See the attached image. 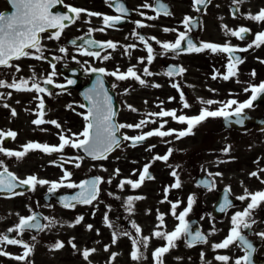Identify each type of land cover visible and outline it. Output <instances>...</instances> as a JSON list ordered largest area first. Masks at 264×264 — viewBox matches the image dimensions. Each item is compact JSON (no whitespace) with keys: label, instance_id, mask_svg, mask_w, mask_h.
Wrapping results in <instances>:
<instances>
[{"label":"flooded vegetation","instance_id":"obj_1","mask_svg":"<svg viewBox=\"0 0 264 264\" xmlns=\"http://www.w3.org/2000/svg\"><path fill=\"white\" fill-rule=\"evenodd\" d=\"M2 2L3 0H0V7ZM119 2L123 3L128 9V15L123 17L122 23L113 27H105L104 31L101 32L95 31V29L104 27L102 17H89L86 12L91 11L113 16L120 15L115 10L114 5L109 7L106 0H62L64 8L65 6H71L86 10L81 13L80 18L74 24L63 30L59 40L50 39L48 44L50 48L48 50L57 52L56 47L61 45L66 51L64 53L60 52L57 56L52 52L44 56L47 58L50 55L58 58L53 61L56 64V69L60 72L54 77V84L67 86V80L71 77L75 83L69 86H77L75 89H60L53 85H48L52 94L43 93L44 104H47V112L44 119L56 120L63 128L57 129L47 123L40 125V131H48L45 126L49 129L48 134L34 131L32 128H21L16 115H12V110L17 109L13 107L16 103L18 104V100H13V94L18 91L9 88L11 95L7 93L8 95L5 98L0 95V131L6 133L11 130L16 132L17 136L15 139L5 138L0 146L11 151H22L23 146L29 142L58 146L61 132L69 139H72L73 134L78 135L79 131L83 129L85 122L82 115H77L76 113L86 114L87 110L86 106L85 108L78 107L80 104L85 105L80 91L92 81L95 84L98 77L103 80L104 88L107 90L108 95L113 93L118 102V123L136 124L142 119L149 121L141 129L125 128L120 130L121 135L128 136H136L157 129L164 121H167V123L161 129L162 131L169 129L176 131L186 130V124H179L172 120L171 117L160 118L149 116L148 114L157 113L163 108L164 110L175 109L178 116L187 115L191 117L198 115L200 109L206 106L200 103L201 100L217 101L218 103L207 106L209 110H217L231 99L237 100L238 103L245 102L251 97V91H245V89L259 86L264 81V63L261 62L264 61V45L259 48L253 47L245 52L235 53L242 58L243 62L238 65L237 75L228 81H224L219 77L216 80L211 78L214 70L221 74L226 73L228 54L212 53L210 50L201 52L181 50L178 53H164L161 47V44L166 42L174 43L177 33L185 31L182 20L187 15L193 17L194 20L188 35L197 45L201 43H216L218 45L228 43L236 48H246L249 43H252L256 33L264 31V22L246 18L249 14H257L260 9H264V0L242 1L238 4H233L232 0H211L207 7L200 12L193 10L191 0H159V3L167 6L171 15L165 16L161 14L154 20L146 18L147 16L156 15L152 8H143L141 5L148 3L155 8L157 7L156 0H119ZM233 7L236 8L233 9ZM237 9L238 11H236ZM2 10L0 9V13ZM137 21L146 26L137 28ZM221 25H226L231 30L246 27L250 29V34L241 40L231 35H226ZM90 28L94 29V31L89 36L88 30ZM164 28L176 29L177 31L165 32ZM134 32L143 35L153 48L154 59L151 64L146 59L147 50L145 45L138 40L137 36L133 35ZM49 34L44 33L43 37L46 38ZM80 37L99 42L112 41L117 44V48L115 50L90 49L100 51L101 57L110 55L111 58L108 60L82 55L83 49L75 45L72 46L74 51L70 54V46L68 44H72L70 43L72 40H76L77 44H81ZM153 37L155 39H151ZM156 41H160V43L158 44ZM129 45H135V47L130 48L128 54H125L124 48ZM186 47V43L182 44V48ZM141 57L145 58L144 63L138 62ZM46 60L49 62L48 59ZM171 66L183 67L186 71L182 75L169 77L165 73ZM129 67H134L137 74L146 81V85L142 86L138 81L131 78L118 81L113 76L91 72L92 68H104L106 72H112L119 68L121 72H126ZM145 67L153 75H144L143 69ZM8 68H0V80L11 83L12 80H8V76L12 71L8 70ZM253 71L255 76L252 75ZM15 78L19 79L21 77ZM172 83L180 85L185 101L191 107L188 109L182 108L180 94L171 87ZM153 84H159L160 87H152L151 85ZM41 86L44 87L42 81ZM2 93L0 88V94ZM62 94L68 95L69 99L63 100L65 101L63 107H60L55 112L54 107L57 101L53 99L57 95ZM169 97H175V100L170 102ZM35 101L34 109L36 107ZM69 104L73 105L75 111L66 107ZM4 105H8V107H4ZM129 105L135 108L136 111H131L128 107ZM234 109L235 106H232L229 111H234ZM245 113L247 119L242 125L225 121L223 117L208 118L193 129L194 135L180 139H177L175 135L170 137L153 136L147 138L136 147H132L129 144L130 141H123L113 153L127 147L137 154L136 157L141 160L140 164H132L134 165L132 168L129 166L130 163H125L126 165L121 163L123 174H128L127 172L131 169L136 170L139 168L142 170L145 164H150L149 171L154 179H146L145 181H155L156 187L154 189L160 190L161 193L159 194L158 190L156 193L155 191L152 193V195L156 194V198L152 200L154 201L152 210L149 211L147 208L146 213L143 212V215L138 219V223L134 222L141 229L139 237L135 233L130 215L127 214L129 212L128 209L111 215L107 214L112 227L100 228L102 227L101 221L105 224L103 221L105 215L103 210H107L111 203H117L119 206L126 205L128 200V197L115 192L122 191L124 193L125 188L114 186L115 183H118L114 180V176L112 185H109L107 183L109 178L107 177L110 171H103L104 175L98 176L102 179V183L99 184L98 199L92 204V211L95 214L93 224H91L93 230L90 231V242L95 246H102L101 248L106 245L113 248L115 244L111 242L112 234L116 232L118 234L116 243L128 236L127 244L132 247V239H140L147 236L149 237L148 247L138 246L141 247L142 258L145 262L147 264H155L152 253L156 248L165 246L166 241L153 237V231L171 232L179 223L171 215V204L169 202L166 205L161 203L164 196V187L162 188L161 184H164L169 179L171 180L170 183L173 184L175 178L170 173L175 170L181 181V187L179 189H170L168 201L180 202L177 208V214H179L187 207V198L190 195L193 196L195 203L186 219L188 221L193 220V222L199 224L201 230L209 235V239L207 243L196 244L193 247H187L183 238L177 240L176 247L163 256V264H222V262L215 260L216 255H227L230 258L228 264H235L237 259H243L247 255L248 250H250L251 255L248 263L264 264V236L260 235L264 233V202L254 210L252 220L255 223H252V227L241 230V234L252 246L250 249L244 248L239 241L227 249L213 250L211 247L212 244L221 242L226 238L232 227L231 217L238 211H244L247 203L250 202V200L240 201L237 199V197L244 195V189L246 188L252 193L264 191V184H261L256 177L249 176V173L264 168V101H255L253 107L246 109ZM255 119H262V121L259 123ZM247 120L250 123H247ZM151 121H155V123ZM152 145L155 147L151 151H147L146 149ZM228 146H230V151L225 154L223 150ZM169 149H172V153L166 162L152 159L157 155L164 156ZM35 152L41 151H29L20 160L0 153V161L18 179H25L29 175H35L37 178L42 176L43 180L58 182L66 170L72 174L71 182H73V169L76 161L63 164V168L52 163L55 161L56 164H60L64 160L75 156L72 147L66 146L63 152L52 153L51 156L53 158L51 161L47 163L37 161L38 165L32 167L33 158L38 156ZM113 153L108 155L107 159L93 161L96 164H103V168L107 167L108 170L112 171L115 168ZM170 163H172V169L171 172H168L169 170L166 167ZM45 164H47V168L43 167ZM124 169H126V172ZM0 170L3 169L0 168ZM208 173H221L222 175L209 177ZM260 178L264 179V172H260ZM204 179H214L215 184L211 191L205 187L197 186L198 182ZM49 187L50 185H37L34 191L25 187L18 191L23 192V195L0 194V200L12 201V207L0 208V234H7L11 238L22 239L33 246V251L26 260L17 261L11 257L21 255L24 249L19 245L0 244V250L10 254L0 256V264H66L70 258L74 257V250L66 246V234L79 232L82 228V222L75 227H68V225L73 223L76 217L83 216V205H77L75 208H64L58 196L62 193L72 192L74 189L59 187L54 194H49ZM225 189H230L228 198L231 201V206L221 212L216 208V204L219 201V205L223 202ZM106 190H110L111 193L106 192ZM104 195H107L108 198H104ZM98 201H101V204L97 207ZM163 206H166V208L163 209ZM114 208L118 207L115 206ZM33 213L37 214L41 224L46 225L49 223L43 217L54 219L56 223L44 231H26L22 236L7 232V229L14 227L19 222L20 216L27 217ZM158 214H163L164 216L163 229H157L159 224L157 220ZM193 226L195 227L194 224ZM96 230H99V235H97ZM124 233H127V235ZM33 236L36 237L35 240L32 239ZM78 236L79 240L83 241L84 236L81 234ZM92 237L94 240L91 239ZM57 241L65 244L64 250H51V246ZM75 241L77 242L78 240L75 239ZM118 247L124 250L126 243H119ZM71 253L73 257L70 255ZM201 253L204 254L203 259L201 258ZM97 255L103 261L104 254ZM109 259L110 257L108 256L104 260Z\"/></svg>","mask_w":264,"mask_h":264},{"label":"snow or ice","instance_id":"obj_2","mask_svg":"<svg viewBox=\"0 0 264 264\" xmlns=\"http://www.w3.org/2000/svg\"><path fill=\"white\" fill-rule=\"evenodd\" d=\"M210 0H191V6L194 11L200 12L203 8L207 7V4ZM242 0H232L233 4L241 3ZM9 3L14 9L11 13H0V66L4 67H14L16 72L20 71L18 66H13L10 64L11 61L19 60L21 57H29L36 60L47 59L43 56V50L41 48V33L48 32L49 30H53L49 34V39L59 40L61 37V33L71 24H74L76 20H78L81 16L82 12L86 10L78 8L65 6L66 10L64 13H53L52 9L57 3H62V0H9ZM106 3L109 7L115 6V10L120 13V15H105L101 13L87 11L86 14L89 17H102L104 27L99 29H95V31H104L105 27H113L119 23L123 22V17L128 15V9L125 5L119 0H106ZM157 7L153 8L152 5L145 3L141 5L143 8H152V10L156 13L155 16H147L148 20L157 19L161 14L168 16L171 15L166 5L159 3V0H156ZM238 11V9L236 10ZM143 15V13H141ZM247 19L264 22V9H260L257 14H249ZM193 17L185 16L182 20V24L185 27V31L178 32L177 38L174 43H163L161 44L164 53L174 52L178 53L181 50L189 51V52H201L204 50H210L212 53H226L228 54V63L226 65V73L221 74L218 71L214 70L211 78L216 80L218 77L222 78L224 81H228L230 78L235 77L237 75L238 65L243 62L242 58L235 53L237 52H245L249 49L256 47L259 48L261 45H264V31H260L255 34V38L252 43H249L246 48H236L231 46L228 43L224 45H218L216 43H201L197 45L188 35L191 31L193 25ZM137 28L145 27L146 25L141 22H136ZM226 35H231L232 37H236L238 39H245L250 34V29L246 27H239L236 30L229 29L226 25H221ZM165 32L173 31L176 32V29L164 28ZM94 29L88 30V35L90 36ZM133 35L137 36L138 40L145 45L147 50V62L151 64L154 59L153 48L149 45L148 40L138 33L134 32ZM82 41L81 44H77L76 40L71 41L73 45L82 48V55L89 57L102 58L104 60L110 59V55H104L101 57V52L98 50H90V49H112L115 50L117 48V44L112 41L107 42H99L92 39H85L84 37L79 38ZM151 39H155L154 37ZM156 43H160V41H156ZM186 43L187 47L182 48V44ZM135 45H129L124 48L125 54H128L130 48H134ZM35 51V55H33L32 51ZM61 53H64L66 49L64 47L59 48ZM57 57H52V60L49 61L52 71L43 79L42 83L45 85H54L56 88L64 89L66 86L63 84H54V77L56 76V64L53 62ZM145 58H139V63H144ZM264 63V61H261ZM186 69L183 67L171 66L165 75L169 77H173L175 75H182ZM92 73H101L109 76L115 77L118 81H123L126 79H134L139 82L140 85H146V81L141 78L140 75L134 70V67H129L126 72H121L119 68L112 72H106L104 68H92ZM143 74L146 76L153 75L152 72L149 71L147 67L143 69ZM255 76V72L252 73ZM74 80H67V85L74 84ZM30 85V86H29ZM152 87H160L159 84H153ZM12 88L16 91H24V92H33L37 93L35 99L39 100L37 104V111L35 112L36 119H33L31 123L36 126L43 125L45 123L51 124L55 126L57 129L61 128V125L56 120H45L44 116L46 114V108L44 104L43 98L39 95L41 93H45L51 95V90L42 87L41 81L37 80L36 74L33 72V75L25 79L23 77L16 79L13 78L11 83H6L3 80H0V88ZM115 87V85H113ZM171 87L176 89L180 94V101L183 109H188L191 105L185 101L184 93L180 89V85L178 83H172ZM214 91V90H213ZM245 91H251V97L245 102L238 103L237 100L231 99L223 104L222 107L217 110H209L207 106L218 103L217 101L201 100L200 103L206 105L202 107L199 111L198 115L187 116V115H177L175 109L173 110H161L157 113H149V116H157L160 118L171 117L172 120L176 121L179 124H186L187 129L176 131L174 129H169L167 131H162L167 121H164L160 124L159 128L154 129L152 131H148L146 133H142L136 136H128V135H118L121 129L129 128V129H141L145 126L149 121L140 120L136 124H125V123H116L115 116L116 111L113 107L112 98L108 95L107 90L104 88L103 80L97 78L94 86L88 89L85 93H83V97L86 101L89 102V105L86 110V114L76 113L77 115H82V118L85 122L83 131L78 135L73 134V138L69 139L61 132L59 134V145L58 146H50L48 144H40L35 142H29L23 146L22 151H11L6 149L3 146H0V153L8 157H15L17 160L22 159L26 156L29 151L39 150L45 154L51 155L52 153H61L63 152L66 146H70L74 149H82L88 156H90L94 160H104L107 159V156L110 152L113 151L114 148H118L122 141H130L132 147H136L143 141H145L149 137L157 136V137H170L175 135L177 139L194 135L193 129L200 125L202 122L207 120L208 118H217L223 117L225 120H228L230 117H235L234 123L243 124L245 119H247L245 110L252 108L254 102L257 101L261 95H264V82L260 83L259 86H252L250 89L246 88ZM2 95V94H0ZM11 95V93H9ZM175 100V97H169V101ZM232 106H235L234 111H229ZM4 107H8V105H4ZM68 109L75 111L73 105L69 104L66 106ZM80 108H85L84 104L78 105ZM131 111H136L131 105L128 106ZM12 115L15 116V110H12ZM155 123V121H151ZM17 133L14 131H7L6 133L0 131V145H2L3 140L5 138L15 139ZM81 137H83L81 139ZM155 146L152 145L147 151H151ZM225 154L230 151V146L225 147L223 150ZM172 153V149L168 150L164 156H154L153 160H163L167 161L169 156ZM83 159V157H72L64 160L60 164H56L55 161L52 163L58 167L63 168V164L70 163L72 161H79ZM75 167L79 168L80 164L78 162L75 163ZM150 164H145L142 170H133V175H136L139 172L138 180L133 181L131 179H125L120 182L119 187L123 188L125 185H130L133 189L141 187V185L145 182L146 179L152 180L154 177L150 173ZM0 168L3 170L0 171V192H8L13 195H23V192H18L16 189L27 188L28 190L34 191L37 185H50L48 189L49 194H54L59 187H67L72 189H79L72 196H63L60 197V201L64 208H75L77 205H92L94 201L98 199L99 188L98 185L102 183V179L100 177H96L91 180H85L80 182L79 184L71 182V173L68 171H64L63 175L58 182H50L48 180L38 179L35 175H29L25 179H18V177L10 172L7 167H4L3 162L0 161ZM119 169H116V174L119 175ZM260 172H264V168L259 171H253L249 173L250 177H256L260 180L261 184H264V179L260 178ZM170 175L175 178V182L164 188V200L161 203L167 201L168 192L170 189L175 188L179 189L181 187V181L179 179L178 173L173 170ZM209 177L220 176L221 173H208ZM68 181L67 183H65ZM111 183V180L108 181ZM215 181L204 179L198 182L197 186H202L212 190L214 187ZM230 189H225V196L223 202L219 205V210L224 212L228 207L231 206V201L228 198V192ZM144 197L136 196V197H128L127 207L128 210H132V205L135 200L143 199ZM240 201L250 200L247 203V207L244 211H238L231 217V230L229 234L224 238L221 242H217L211 245L213 250L219 249H227L229 246L233 245L235 242L239 241L241 245L245 248L250 249L252 246L248 243L245 237L241 234L242 229H249L252 227V223H255L252 220V216L254 210L264 202V191H256L254 193L249 192L248 189H244V195L237 197ZM171 204V215L179 222L177 226L171 232H165L162 230H155L152 233V236L155 238L162 239L166 241L165 246L158 247L152 253L155 264H163V256L168 253L171 249L176 247V241L180 239H184L187 247H193L196 244H205L208 242V236L203 234L199 230H193L190 227V222L186 219L189 213L192 211L193 204L195 203L194 197L189 196L187 198V207L184 208L183 211L177 214V208L180 205L179 201L171 202L167 201ZM31 211V210H30ZM95 213H93L94 215ZM44 220L49 221L48 224H41L39 222L37 214L33 213L27 217L20 216L19 222L12 228L7 229L8 233H16L17 236H22L26 231L36 230L44 231L46 228L55 225L56 221L54 219H50L48 217H43ZM83 216H78L75 218L73 223H70L68 227H75L76 225H80L83 221ZM157 220L159 224L157 225V229H163L164 227V216L163 214L157 215ZM103 221L105 225L109 228L112 227V224L109 223V217L107 212L103 217ZM251 221V222H249ZM135 228V233L137 237L140 236L141 229L139 226L133 224ZM87 231H92L93 226L87 225ZM97 235H99V230H96ZM127 235V233H124ZM117 233L113 232L112 234V244H115L117 241ZM264 236V233L260 234ZM33 240L36 239L35 236L32 237ZM75 238H72L74 240ZM72 240L68 241V244L74 251H77V245L72 242ZM149 242V237L144 236L140 239H132V251L130 253L131 259L133 261H138L142 258L141 247L147 248ZM0 244L5 245H19L24 251L21 255L12 256V259L17 261L26 260L33 251V246L29 243L25 242L22 239L11 238L7 234H0ZM139 245V246H138ZM65 247V244L61 241L55 242L51 246V250H61ZM108 246H104V251H108ZM97 249H84L81 253L82 257L85 260H88L89 256L96 252ZM10 255L3 250H0V256ZM116 253H112L110 257V261L114 260L116 257ZM203 253H201V258L203 259ZM229 256L227 255H216L215 260L222 262V264H228ZM249 256L245 255L243 259H237L235 264H248Z\"/></svg>","mask_w":264,"mask_h":264},{"label":"rangeland","instance_id":"obj_3","mask_svg":"<svg viewBox=\"0 0 264 264\" xmlns=\"http://www.w3.org/2000/svg\"><path fill=\"white\" fill-rule=\"evenodd\" d=\"M242 1L246 2L249 0H242ZM5 6H6L5 2L3 1L2 6L0 8H4ZM49 43H50V39H49V35H47L43 44L41 45V48L43 50V56L47 55L49 52H52L54 55L57 56V54L60 53L59 48H61L62 46L61 45L57 46L56 47L57 52H53L51 50H48L50 48V47H48ZM69 49H70L69 52L71 54V52L74 50H73V48H69ZM31 51H32L33 55H35V51L34 50H31ZM12 65L18 66L20 68V71L16 72L14 67H9L8 70H10L12 72H10V74L8 76V80H12L13 78L19 77V76L23 77L25 79H28L33 75V72H34L36 74L37 80L43 81V79L46 78V76L52 71L49 62H47L46 59L36 60V59L32 58L31 56L23 57L22 59H20L18 61H14L12 63ZM55 71H56V75L60 74L59 70H57L56 68H55ZM6 72H7V70H6ZM1 90L3 92L2 95L4 98L8 95L7 93H11V90L9 88H6V87L1 88ZM14 94H13V98H14L13 100H18V104L16 103V105L13 108H17L14 110L17 112L16 118H17V121L21 125L20 127L24 128V129L32 128V130H34V131L44 132L45 134H48L49 129L46 126H45V128L48 131H46V130L40 131L39 126L33 125L31 123V121L33 119L37 118L35 115V112L37 111V107H35V109L33 107L34 100H36L35 101L36 106L39 103V100L34 98L37 96V93L35 91H33V92L18 91L15 95ZM39 95L43 98V93H41ZM68 99H69L68 95L67 96L64 94L57 95L53 99V100L57 101L56 106L55 105H54L55 107L53 106L55 112H57L60 109V107H63V104L65 102L63 100H68ZM27 100H29V101H27ZM61 102H62V104H61ZM48 117H46V118H48ZM61 128H63V127H61ZM82 131H83V129L79 132H82ZM35 154H37L38 156L33 158L34 161L31 162L32 167H36V165H38L37 161L38 162L44 161L45 163H47V162L51 161L53 158V156H51L49 154H45L43 152H35ZM130 155L132 158L130 157ZM136 155L137 154H135L131 149L125 147L124 149H121L120 151L116 152L112 156L113 162L115 163V168L116 167H118L116 169L120 168L119 175L116 174L115 168H113V170L111 171V170H108L107 167L103 168V164H101V163L96 164L92 160H86L85 158L81 159L80 167L79 168L75 167L73 169V173H74L73 182L78 183L82 179L84 180L86 178V176L88 174H91V173L104 175L103 171L104 172L110 171V173H108V177H107V178H109V180H111V183L108 182L109 180L107 181V183L109 185H112L113 176H114V180L118 182V183H115V185H114L116 187H119L120 182L125 180V179H131L133 181H136V180H138L139 174H136V175L132 174L133 170H135V169L129 170L127 172L128 174L124 175L123 174L124 173L123 167L120 165L121 163H123L124 165H126L127 163H130L129 166L132 168V167H134V165H132V164H134V163L140 164L141 160L138 157H136ZM171 165H172V163H170V165L167 164L166 168L169 170L168 172H171V169H172ZM43 167L47 168V164H45ZM35 170H38V169H35ZM136 170H140V169L137 168ZM124 171L126 172V169H124ZM137 173H139V172H137ZM38 178L43 179L42 176H39ZM170 181L171 180L169 179V180L165 181L164 184H161L162 188L163 187L165 188L166 186L172 185L170 183ZM154 187H156L155 181H151V182L145 181V183H143L141 185V187H139V188L133 189L130 185H125L123 187V188H125L124 193H122V191H115L116 193H119L120 195H124L125 197H136V196L144 197L143 199L135 200L133 202V205H132V210L127 213L128 215H130V218H132L136 222H138V219L143 215V212L146 213L147 208L149 211L152 210L153 203H154V201H152V200L154 198H156V194L152 195V193L154 191L156 193L158 190V189L155 190ZM159 188H160V186H159ZM106 192L111 193L110 190H106ZM162 192H163V189H162ZM158 193L159 194L161 193L160 190H158ZM169 194H170V191L168 192L167 201L169 200ZM104 198H108V196L104 195ZM164 199L165 198L163 196L162 200H164ZM167 201L163 202V204L164 205L168 204ZM99 204H101V201L97 202V207ZM115 206H117L118 208H114ZM7 207H12V201L6 200V199H1L0 200V208H7ZM82 208H83V217H84L83 222H82V228L80 229L79 232L76 231V232L66 234V241H67L66 246L69 247L71 250H73V249L68 244V241L72 240V238H75L78 240L77 242L75 241V239L72 240V242L77 245L78 250L74 251V257L72 255V253L70 254L73 258H70L66 264H107L106 261L110 262V264H112V262H113V264H147V263H144L142 260H138L137 262L133 261V260H128L127 252L119 249L116 246L114 248L108 247L109 250L107 252L104 251V247L101 248L102 246H99V245L98 246H95V245L90 246L89 242H90L91 233L89 236L86 237V239H84L83 241H80L78 238L79 237L78 235L81 234L84 236V235L88 234V232H89L86 230L85 223L86 224L87 223L93 224V217H94V215H93L94 212L92 211L93 208L91 206H83ZM162 208L164 209V208H166V206H163ZM124 209H128L127 204L123 205V206H119L117 203H111L109 205L108 209L107 210L104 209L103 212L104 213L107 212V214L111 215V214H115L119 211L122 212V210H124ZM160 210H161V207H160ZM101 225H102V227H100V228H106V225L103 224L102 221H101ZM91 239L94 240L93 237ZM91 248H95V249H97V251L92 253L89 256L88 260H85L82 257L81 253L84 249H91ZM112 253L117 254L114 260H111V261L110 260H104L108 256L111 257ZM97 254H104L103 255V258H104L103 261L104 262L101 261L100 258H98L99 255H97ZM62 264H65V263H62Z\"/></svg>","mask_w":264,"mask_h":264},{"label":"water","instance_id":"obj_4","mask_svg":"<svg viewBox=\"0 0 264 264\" xmlns=\"http://www.w3.org/2000/svg\"><path fill=\"white\" fill-rule=\"evenodd\" d=\"M14 9H12V7H11V10H9V11H6V12H4V13H11V11H13ZM52 11H53V13H64L65 11H62V10H60V9H57V10H54V7H53V9H52ZM49 31H53V30H49ZM40 36H41V34H40ZM92 88V87H91ZM88 89H90V88H88ZM264 98V95H261L260 96V98L258 99V100H261V99H263ZM81 151L85 154V155H87L82 149H81ZM88 156V155H87ZM90 157V156H89ZM5 193H8V192H5Z\"/></svg>","mask_w":264,"mask_h":264}]
</instances>
